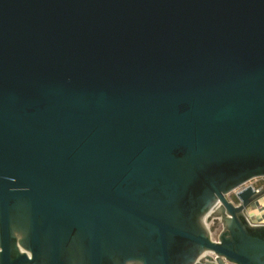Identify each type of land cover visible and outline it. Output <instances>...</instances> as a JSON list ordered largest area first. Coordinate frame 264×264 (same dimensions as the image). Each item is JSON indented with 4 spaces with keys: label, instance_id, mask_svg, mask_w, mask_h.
I'll return each mask as SVG.
<instances>
[{
    "label": "water",
    "instance_id": "95a60500",
    "mask_svg": "<svg viewBox=\"0 0 264 264\" xmlns=\"http://www.w3.org/2000/svg\"><path fill=\"white\" fill-rule=\"evenodd\" d=\"M256 178L264 0H0V264H264Z\"/></svg>",
    "mask_w": 264,
    "mask_h": 264
},
{
    "label": "built area",
    "instance_id": "2783aa9c",
    "mask_svg": "<svg viewBox=\"0 0 264 264\" xmlns=\"http://www.w3.org/2000/svg\"><path fill=\"white\" fill-rule=\"evenodd\" d=\"M255 180H261L262 183L260 185H252V184H248V183H246L244 185H241V186H239L238 188L232 190L229 194L226 195L227 200L230 203H232L235 207H237L238 205H240V201L238 199V194L241 193L243 190H245V188L247 186L252 187V189L256 193H258L259 191L263 190L264 189V178H256ZM259 198H262L264 200V194H262ZM247 220L253 226L264 225V221H262L260 223H254V222H251L249 219H247Z\"/></svg>",
    "mask_w": 264,
    "mask_h": 264
},
{
    "label": "crops",
    "instance_id": "0c3cea01",
    "mask_svg": "<svg viewBox=\"0 0 264 264\" xmlns=\"http://www.w3.org/2000/svg\"><path fill=\"white\" fill-rule=\"evenodd\" d=\"M245 216L251 222L260 223L264 221V200L258 198L252 202L244 211Z\"/></svg>",
    "mask_w": 264,
    "mask_h": 264
},
{
    "label": "rangeland",
    "instance_id": "374dc122",
    "mask_svg": "<svg viewBox=\"0 0 264 264\" xmlns=\"http://www.w3.org/2000/svg\"><path fill=\"white\" fill-rule=\"evenodd\" d=\"M261 183H262L261 180H255V179L248 182V184H252V185H260ZM221 226L222 224L220 223V221L216 223L213 216L208 218L207 229L210 233L211 238L217 239V235L219 234L221 230ZM208 255L211 256V254H208Z\"/></svg>",
    "mask_w": 264,
    "mask_h": 264
},
{
    "label": "flooded vegetation",
    "instance_id": "af4514ba",
    "mask_svg": "<svg viewBox=\"0 0 264 264\" xmlns=\"http://www.w3.org/2000/svg\"><path fill=\"white\" fill-rule=\"evenodd\" d=\"M220 233V232H219ZM218 236H219V234L217 235V238H218ZM208 255V254H207ZM209 256V255H208ZM205 257V256H204ZM204 261H205V259H204Z\"/></svg>",
    "mask_w": 264,
    "mask_h": 264
}]
</instances>
